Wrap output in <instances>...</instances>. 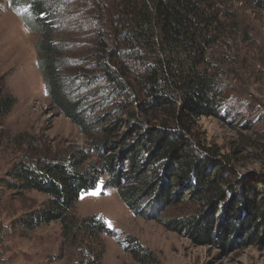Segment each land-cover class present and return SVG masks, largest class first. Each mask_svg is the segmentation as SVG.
<instances>
[{"label":"trees","instance_id":"obj_1","mask_svg":"<svg viewBox=\"0 0 264 264\" xmlns=\"http://www.w3.org/2000/svg\"><path fill=\"white\" fill-rule=\"evenodd\" d=\"M61 1L8 5L39 34L36 69L51 108L77 126L89 145L78 156L10 167L3 184L48 198L15 224L31 229L58 221L67 242L78 247L74 264H101L99 255L84 249L82 236L95 239L111 230L101 218H80L72 210L104 177V187L113 188L134 214L186 231L198 243L264 246V171L240 176L197 124L230 115L221 117L225 87L208 64V51L225 28L221 0H67L73 10L67 16L58 14ZM244 1L264 9V0ZM59 16L67 26L74 22L71 31L87 25V39L70 31L58 35ZM80 42L85 47L79 55L67 54ZM14 103L8 91L0 94V117ZM101 106L106 109L97 111ZM184 202L193 204L191 213L162 218L168 207ZM135 245L141 264H160Z\"/></svg>","mask_w":264,"mask_h":264},{"label":"rangeland","instance_id":"obj_2","mask_svg":"<svg viewBox=\"0 0 264 264\" xmlns=\"http://www.w3.org/2000/svg\"><path fill=\"white\" fill-rule=\"evenodd\" d=\"M7 1L0 0V94L8 91L15 103L0 117V264H74L78 247L67 242L58 221L31 229L15 224L43 207L47 196L35 190L16 192L3 184L6 172L18 161L78 156L89 145L77 126L51 108L43 78L36 69L39 34L26 26ZM221 2L225 28L208 51V64L225 87L222 95L227 110L221 117L227 112L230 115L203 117L197 124L207 142L233 160L240 176H248L264 171V9L244 0ZM61 4L59 15L73 11L68 9L67 0ZM59 18L62 21L63 16ZM66 24V20L57 24L58 35L70 31L73 36H81L80 40L87 39V25L71 31L74 22ZM79 44L72 51L68 48L67 54L79 55L85 47ZM104 109L101 106L97 111ZM103 183L104 177L93 191L80 196L72 210L80 218H101L111 230V235L101 233L95 239L82 236L84 249L90 255H99L101 264H141L133 253L135 243L150 251L160 264H264L263 245L233 247L232 240L224 247L219 241L198 243L186 231L170 230L154 218L134 214L115 190ZM192 211L193 204L184 202L168 207L161 216L170 218ZM128 238L131 244H127Z\"/></svg>","mask_w":264,"mask_h":264}]
</instances>
